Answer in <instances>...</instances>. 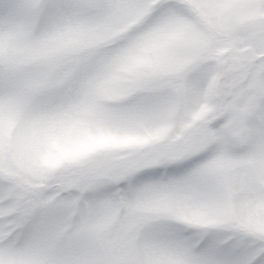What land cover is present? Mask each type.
Wrapping results in <instances>:
<instances>
[{
	"label": "snow or ice",
	"instance_id": "1",
	"mask_svg": "<svg viewBox=\"0 0 264 264\" xmlns=\"http://www.w3.org/2000/svg\"><path fill=\"white\" fill-rule=\"evenodd\" d=\"M0 264H264V0H0Z\"/></svg>",
	"mask_w": 264,
	"mask_h": 264
}]
</instances>
